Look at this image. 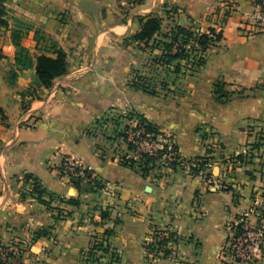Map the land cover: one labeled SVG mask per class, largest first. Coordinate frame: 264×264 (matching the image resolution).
<instances>
[{
  "label": "crops",
  "instance_id": "0c3cea01",
  "mask_svg": "<svg viewBox=\"0 0 264 264\" xmlns=\"http://www.w3.org/2000/svg\"><path fill=\"white\" fill-rule=\"evenodd\" d=\"M5 4L9 23L0 25V233L20 240L17 244L28 249L25 261L88 264L83 252L95 233L102 236L110 227L120 264H249L224 256L223 248L228 221L250 211L255 193L264 191V172L257 174L263 165L248 161L229 168L226 161L253 142L245 127L253 121L264 126V22L252 18L256 5L251 0ZM149 15L163 18V31L178 21L203 32L209 27L223 32L209 48L206 64L192 78L181 79L174 92L158 86L152 94L132 85L137 72L151 71L150 53L131 39L141 29V18ZM17 37L33 59L30 67L16 61ZM60 48L67 53V72L45 87L37 75V56H56ZM218 81L227 83V90H242L241 95L219 101L214 93ZM132 112L174 136L183 159L177 169L159 164L144 176L121 162L124 154L138 158L118 136L126 125L136 124ZM107 113L128 115L120 124L95 123ZM210 129L219 138H210ZM262 150L257 159L264 164ZM201 155L210 157L206 172L211 182L192 169L190 159ZM66 157L93 169L105 187L80 194L70 176L61 173ZM25 173L39 177L55 194L45 195L50 205L29 193ZM79 195V205L64 201ZM104 209L110 212L105 219ZM249 220L259 222L253 214ZM42 229L48 233L32 241ZM155 229L176 231L180 240L174 257L149 263L147 243ZM251 264H264V255Z\"/></svg>",
  "mask_w": 264,
  "mask_h": 264
},
{
  "label": "trees",
  "instance_id": "16d2710c",
  "mask_svg": "<svg viewBox=\"0 0 264 264\" xmlns=\"http://www.w3.org/2000/svg\"><path fill=\"white\" fill-rule=\"evenodd\" d=\"M6 0H0V25L7 26V8L5 4ZM162 17L149 15L141 18V29L131 36V39L138 43V46L143 50L151 53V71L149 72H137L133 78L132 85L138 89L150 92L152 94L158 93V86L167 89L169 92H174L181 85V79L192 78L195 76L201 68L206 64L207 53L209 48L216 42L223 38V32L217 31L215 27H209L208 31H201L191 26L180 24L178 21L175 25L171 26L168 31L162 30ZM15 43L18 46V52L16 61L23 68H27L33 65V59L29 55L27 48L21 45L18 37L14 38ZM56 56H51L42 53L37 56L36 59V71L41 83L45 87H51L54 84V80L65 74L68 69L67 53L63 49H56ZM4 55L0 52V58ZM16 73H13L14 78ZM11 78V79H12ZM227 83L218 81L214 85V93L217 99L221 102H227L232 98V95L237 92L235 90H227ZM107 113L106 116L99 118L95 123H106L109 120L114 121L115 124H120L124 117L128 114L131 117L136 116L138 119V126L144 128L145 133H151L156 135L169 136L174 139L173 135H168L157 124L150 121L141 113ZM130 125H126L123 130L118 133L120 138H123L127 142L128 149L135 150L134 144L128 140V132ZM173 149L179 151L178 145L173 140ZM209 152L211 151L208 149ZM159 156L148 154L147 152L138 153V158L129 157L127 154L121 156V162L125 165L137 168L144 176H149L157 166H159ZM193 163V171L199 174L200 170L206 169L210 163V157L206 155L197 156L190 159ZM183 161H172L173 169H177L178 164ZM64 163L60 167L63 175H69L71 182L78 188L80 194L85 192H95L105 187V183L95 173L93 169L82 164L76 166L72 172H64ZM210 174V173H209ZM24 182L31 185L30 194L35 195L41 202L50 205V201L46 199L45 195L53 197L55 194L48 191L42 184L41 179L35 176L33 173H25ZM231 188V187H229ZM26 192L23 191V196ZM63 200V199H62ZM68 203L79 205L81 203L80 195L78 197H71L64 199ZM102 218H108L110 212L108 209L102 210ZM62 213H59L56 217L60 218ZM238 233L243 232L242 224H237ZM155 229L153 237L155 241H149L147 247L150 250L155 248L161 250L164 248L165 255H168L171 251L167 247V243L174 239L176 231H170V237L159 239V232ZM48 231L42 229L37 232L32 241H35L38 236L46 235ZM114 234L113 228H106L102 236L94 235L90 246L83 252V257L86 263L91 264H120V256L113 249L110 237ZM178 240V239H177ZM17 244V243H16ZM13 244L6 245L0 240V264H50L47 261L27 262L25 261V252L28 249L21 247L18 243L16 246ZM11 247L13 248L11 250ZM149 257V254L147 255ZM105 258L108 261L103 262ZM150 258V257H149ZM151 259V258H150Z\"/></svg>",
  "mask_w": 264,
  "mask_h": 264
},
{
  "label": "built area",
  "instance_id": "2783aa9c",
  "mask_svg": "<svg viewBox=\"0 0 264 264\" xmlns=\"http://www.w3.org/2000/svg\"><path fill=\"white\" fill-rule=\"evenodd\" d=\"M257 7L252 18L256 24L264 22V0H251ZM136 124L130 126L128 132V140L135 146V152L159 156L158 163L160 165L172 166V161L181 160L179 151L173 149V139L169 136L154 135L151 133H145L144 128L138 126V119ZM169 135V134H168ZM82 163L73 157H66L64 161V172H72L76 166H81ZM180 164H178L179 166ZM199 174L205 176L207 182L212 181V175L206 172L204 169L200 170ZM210 176V177H209ZM264 191L255 193V203L250 211L239 214L233 219L228 221V239L223 248V255L229 256L234 260H240L249 264L255 262L259 257L264 255ZM250 214H253L258 218L259 222L256 224L251 223L249 220ZM237 224H242L243 232L238 233ZM157 232L159 239L170 237V229H161ZM167 243V247L170 249L168 255L173 256L175 247L180 240L179 234L174 235V239ZM178 239V240H177ZM155 241L153 234L149 241ZM13 248L11 247V250ZM165 254L164 248L161 250L154 249L149 253L151 259L158 258Z\"/></svg>",
  "mask_w": 264,
  "mask_h": 264
},
{
  "label": "rangeland",
  "instance_id": "374dc122",
  "mask_svg": "<svg viewBox=\"0 0 264 264\" xmlns=\"http://www.w3.org/2000/svg\"><path fill=\"white\" fill-rule=\"evenodd\" d=\"M167 25H169V24H167ZM167 25L165 24V27H168ZM164 30H166V28ZM150 56H152L151 53H150ZM141 68H142V65H141ZM235 91H237V92H235L234 94H237V95H241V93H242V90H240V89H237ZM237 95H232V97L233 96H237ZM245 130H247L249 135H251V137H252L251 139H253V142L248 144V147L245 149V152H242L243 154L239 153V154H235L234 156L233 155L229 156L227 158L226 161H227V165H228L229 168H233L236 164H239L241 162H248V161H250V162L251 161L252 162L255 161V164H257V166H260V168H261V165L264 166L263 161H261L262 159H260V161L257 159V157H263L262 153H261L263 151L262 148L264 146V126H263V124H259L256 121H253V122H251V124L249 126L245 127ZM206 134L208 136H210V138H212V139L219 138L218 135H217V132L213 131L212 129H210L209 131L206 130ZM214 144H215V146H218V145H216L218 143H214ZM214 144H212V147L214 146ZM254 157H255V159H254ZM263 169H264V167H263ZM205 171H206V169H205ZM262 172H264V171H262V168H261V170H258L257 174L263 176ZM210 174H207V175H210ZM212 179H213V177H212ZM0 240H2V242L5 243L6 245L13 244L14 246H16L15 249L19 250L17 248V244L16 243L19 242L20 240H16V239H14L11 236L10 237H4V236L1 235V233H0ZM14 240L16 241L15 243H13ZM30 242H31L30 240L29 241H25L24 244L29 246ZM150 252H151V250L147 247V255ZM164 257H174V255L171 256V255H165L164 254V255H161L158 258H154V259H150L147 256V260H148L149 263H153V262H156L157 260H159L161 258H164ZM106 261H108V258H105L103 262L105 263ZM91 264H96V262L95 263H91Z\"/></svg>",
  "mask_w": 264,
  "mask_h": 264
},
{
  "label": "water",
  "instance_id": "95a60500",
  "mask_svg": "<svg viewBox=\"0 0 264 264\" xmlns=\"http://www.w3.org/2000/svg\"><path fill=\"white\" fill-rule=\"evenodd\" d=\"M185 21H184V19H181V23H184Z\"/></svg>",
  "mask_w": 264,
  "mask_h": 264
}]
</instances>
